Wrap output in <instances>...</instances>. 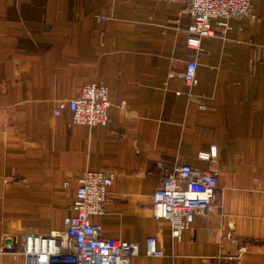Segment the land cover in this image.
Segmentation results:
<instances>
[{
	"label": "crops",
	"instance_id": "0c3cea01",
	"mask_svg": "<svg viewBox=\"0 0 264 264\" xmlns=\"http://www.w3.org/2000/svg\"><path fill=\"white\" fill-rule=\"evenodd\" d=\"M185 7L0 0V264H26L15 251L23 233L62 229L85 170L112 174L88 220L136 243L121 264H264V0H252V17L228 18L224 33L212 19L200 50L186 45ZM187 60L197 62L190 88ZM89 81L107 88L105 124L53 113ZM212 145L214 159L198 157ZM157 162L218 172L221 210L196 211L180 240L150 210ZM149 236L162 254L145 253Z\"/></svg>",
	"mask_w": 264,
	"mask_h": 264
},
{
	"label": "built area",
	"instance_id": "2783aa9c",
	"mask_svg": "<svg viewBox=\"0 0 264 264\" xmlns=\"http://www.w3.org/2000/svg\"><path fill=\"white\" fill-rule=\"evenodd\" d=\"M184 1L185 11L192 21L187 26L189 36L186 45L200 50L204 37L214 35L211 20L214 19L224 33L229 29L227 19L231 17H252V0H166ZM98 21L104 16H96ZM197 62H184L182 79L187 87L197 81ZM110 104L107 88L102 82L89 81L78 88L69 98L58 99L53 113L66 107L71 124H105L106 109ZM214 145L201 150L198 157L214 159ZM157 166L164 170L158 184L151 193L150 210L153 216L170 221L171 235L180 240L183 230L190 227L196 211L221 210V203L215 201L218 188V172L214 169H200L188 163L168 167L163 162ZM112 174L103 170H85L76 177L71 213L62 219L60 231L39 234L27 231L21 235L19 247L26 264H121L137 252L134 241L104 237L99 226L88 220L90 214L102 211L106 199V186ZM65 184V183H64ZM230 234H228L229 236ZM145 253L160 255L162 249L156 246L153 237L145 239Z\"/></svg>",
	"mask_w": 264,
	"mask_h": 264
}]
</instances>
